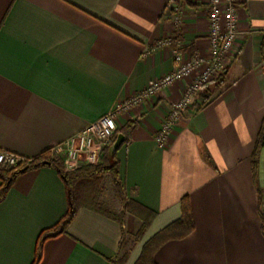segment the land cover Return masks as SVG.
I'll use <instances>...</instances> for the list:
<instances>
[{"label":"crops","instance_id":"crops-1","mask_svg":"<svg viewBox=\"0 0 264 264\" xmlns=\"http://www.w3.org/2000/svg\"><path fill=\"white\" fill-rule=\"evenodd\" d=\"M235 4L241 39L222 84L190 99L165 145L155 135L190 78L116 116L123 191L154 214L137 242L123 250L138 216L126 212L120 224L80 195L65 230L39 244L37 264H119L124 252L123 264H134L143 243L180 216L183 196L193 229L161 245L155 264H264V146L254 180L250 162L264 117V0ZM207 11V0H0V150L33 158L64 141L169 73L176 47L207 58ZM100 176L111 187L99 175L74 191H94L83 185ZM66 210L52 164L18 174L0 200V264H32L39 233Z\"/></svg>","mask_w":264,"mask_h":264},{"label":"built area","instance_id":"built-area-1","mask_svg":"<svg viewBox=\"0 0 264 264\" xmlns=\"http://www.w3.org/2000/svg\"><path fill=\"white\" fill-rule=\"evenodd\" d=\"M207 4V58L200 56L185 57L180 48H174L173 61L175 66L169 73L154 80L141 92L117 105L97 120L86 124L77 133L50 147L48 158L60 159L67 170L97 163L103 149L109 146L113 139L116 130V116L119 113L141 104L161 89L175 82L190 78L181 98L170 103L168 113L155 135L157 145L160 147L165 145L171 128L190 107V99L211 81L222 76L226 66V55L236 51L241 39L235 0H207ZM169 40L171 38L166 37L161 41V44L164 45ZM31 160V158L0 150V168L12 167L19 162L28 163Z\"/></svg>","mask_w":264,"mask_h":264},{"label":"trees","instance_id":"trees-1","mask_svg":"<svg viewBox=\"0 0 264 264\" xmlns=\"http://www.w3.org/2000/svg\"><path fill=\"white\" fill-rule=\"evenodd\" d=\"M261 54L264 57V43H262L261 45ZM221 81H222V76L219 79L213 81V83L217 84L213 87L214 90H217V88H219ZM130 126L131 124H128L127 127H125V129L129 128ZM114 139H115V134L113 136L111 143L114 141ZM109 146L103 149L100 159L97 163L83 165L72 170H66L60 159H49L48 158L49 149L31 158L32 160L28 163L19 162L12 167L0 168V200L4 197L5 193L7 192V190L13 183V180L18 174L22 173L23 171L29 168H35L37 166L44 164H52L56 168L65 186L66 195H67V210L65 214L57 221V223H55L53 226L47 229L42 230L39 233L37 238L35 256L32 264H37L39 261V253H38L39 244L47 237L55 236L62 233L67 227V225L71 222L73 217L75 216L78 208L77 200L74 199V195H73L75 185L81 180L95 179L99 175L109 176L115 193L125 204L127 210L141 219L142 223L138 231L139 234L138 237L141 236L143 229L148 224L149 219L154 214L151 211L137 205L135 201L126 198L122 184L118 177V170H117L118 162L114 157L115 152L110 154ZM262 146H264V117L260 129L257 133L254 149L250 156L253 180L255 179L256 171H257V158H258L259 149ZM255 190L257 194L258 205L260 207L262 195L257 186H255ZM180 208H181V214L176 220L172 221L171 223L167 224L166 226L156 231L151 237H149L143 243L140 254L137 260L134 262V264H155L154 254L161 245H163L166 241L170 239L182 238L192 231L193 220L186 196H183L181 198ZM105 215L117 220L120 224H122V219L116 218L110 212H105ZM259 218H260L261 232L264 235V215L260 212V210H259ZM126 257H127V253L124 252L117 262L119 264H123Z\"/></svg>","mask_w":264,"mask_h":264},{"label":"rangeland","instance_id":"rangeland-1","mask_svg":"<svg viewBox=\"0 0 264 264\" xmlns=\"http://www.w3.org/2000/svg\"><path fill=\"white\" fill-rule=\"evenodd\" d=\"M235 52V51H233ZM217 80V79H216ZM214 81V80H213ZM211 81L207 86H206V92H205V97L207 98L208 96H211L214 94L217 90H214L213 87L217 84L213 83ZM222 84V81L220 82V85ZM219 85V86H220ZM67 170V169H66ZM109 177V176H108ZM110 182L107 181L106 176H100L99 181L94 184L93 182L90 185H83L84 187H92L95 190L94 191H86L83 189L82 191H73L74 199L79 200L80 195L88 196V203L94 206L95 208L100 209L103 212H110L113 214L116 218L123 219L124 215L126 212H129L127 208L125 207V204L122 202V200L118 197V195L115 193L113 186L111 184L110 187ZM90 189V188H89ZM83 201V200H81ZM87 202V201H86ZM138 231H139V226L130 229L129 232H126L125 235V245L123 250L128 249L129 247L133 246L135 242L139 239L138 237Z\"/></svg>","mask_w":264,"mask_h":264},{"label":"water","instance_id":"water-1","mask_svg":"<svg viewBox=\"0 0 264 264\" xmlns=\"http://www.w3.org/2000/svg\"><path fill=\"white\" fill-rule=\"evenodd\" d=\"M123 141H124V135L120 132L117 133L114 141L109 146V153L111 154L115 152L119 148V146L122 144Z\"/></svg>","mask_w":264,"mask_h":264}]
</instances>
